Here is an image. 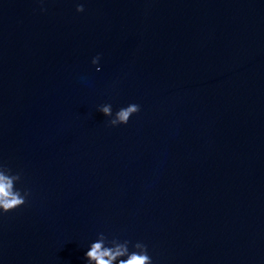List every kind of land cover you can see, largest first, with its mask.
I'll use <instances>...</instances> for the list:
<instances>
[{"label":"water","instance_id":"obj_1","mask_svg":"<svg viewBox=\"0 0 264 264\" xmlns=\"http://www.w3.org/2000/svg\"><path fill=\"white\" fill-rule=\"evenodd\" d=\"M0 163V264H264V0H0Z\"/></svg>","mask_w":264,"mask_h":264},{"label":"clouds","instance_id":"obj_2","mask_svg":"<svg viewBox=\"0 0 264 264\" xmlns=\"http://www.w3.org/2000/svg\"><path fill=\"white\" fill-rule=\"evenodd\" d=\"M42 11L44 9H41ZM77 12H83L84 7L78 4ZM100 56L93 58L92 63L98 65ZM101 69L97 67V71ZM140 111L138 104H129L120 108L113 116L112 105L104 104L99 107V112L105 117H110L108 123L110 126L126 125L129 119ZM19 173H12V170L3 163H0V214L11 212L23 206L27 197L30 195L28 191L23 194L15 187L20 181ZM129 240H119L117 238L109 239L103 232L98 233L95 242L91 243L89 250L86 252L87 264H153L151 256L148 254L147 245L142 242L131 244L130 251Z\"/></svg>","mask_w":264,"mask_h":264}]
</instances>
